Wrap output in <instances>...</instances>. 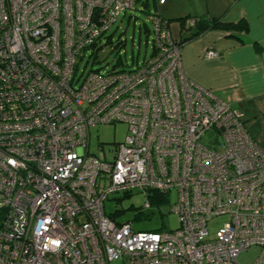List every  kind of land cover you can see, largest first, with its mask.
Segmentation results:
<instances>
[{
    "label": "built area",
    "instance_id": "2783aa9c",
    "mask_svg": "<svg viewBox=\"0 0 264 264\" xmlns=\"http://www.w3.org/2000/svg\"><path fill=\"white\" fill-rule=\"evenodd\" d=\"M165 1L154 0L146 60L78 73L135 0H0V264H237L252 246L264 264V147L186 78ZM119 122L125 140L91 152L90 127ZM209 130L212 149L200 143ZM172 190L169 231L104 211L117 193L139 191L147 206Z\"/></svg>",
    "mask_w": 264,
    "mask_h": 264
},
{
    "label": "crops",
    "instance_id": "0c3cea01",
    "mask_svg": "<svg viewBox=\"0 0 264 264\" xmlns=\"http://www.w3.org/2000/svg\"><path fill=\"white\" fill-rule=\"evenodd\" d=\"M158 10L177 41L193 30L180 28L177 18L207 15L223 23L246 22L247 31L212 29L183 40L180 66L189 81L238 110L247 131L264 147V0H166ZM208 51L217 55L205 57Z\"/></svg>",
    "mask_w": 264,
    "mask_h": 264
},
{
    "label": "rangeland",
    "instance_id": "374dc122",
    "mask_svg": "<svg viewBox=\"0 0 264 264\" xmlns=\"http://www.w3.org/2000/svg\"><path fill=\"white\" fill-rule=\"evenodd\" d=\"M148 6L143 10L140 2H134L131 9L125 11L123 16L107 30L106 36L110 42L105 44L102 51H98V63H91L85 59L78 64V73L81 70L87 72L90 69L103 65L116 66L117 69L131 68L146 60L151 52L152 29L150 14L156 10L153 0H147ZM172 23L176 21L171 20ZM128 133L125 123L100 124L89 129L90 151L96 152L98 146L121 143ZM217 135L214 130L205 132L200 143L212 149L216 146ZM148 205L144 206L145 196L134 191L129 194L117 193L104 201V211L111 215L117 222L131 221L132 228L140 231H169L177 226L176 218L171 211L172 204L176 201V192L159 197L158 193L150 192ZM227 220L224 216L212 218L207 228L209 235ZM257 246L249 247L241 251L237 256V264H252L259 253ZM111 264H117L113 262Z\"/></svg>",
    "mask_w": 264,
    "mask_h": 264
},
{
    "label": "trees",
    "instance_id": "16d2710c",
    "mask_svg": "<svg viewBox=\"0 0 264 264\" xmlns=\"http://www.w3.org/2000/svg\"><path fill=\"white\" fill-rule=\"evenodd\" d=\"M135 2H140V5H142V7L143 6L145 7V3L147 2V0H135ZM188 19L193 20V25L187 24ZM177 21L179 22L180 28L182 29H187L186 25L193 28L192 33L190 34L188 38H184L182 39V41H177L176 39H173L177 43L178 46H180L182 42H184L185 40L196 37L199 34L207 30H212V29H221V30H229V31H237V30L247 31L248 30L247 24L243 20H240L236 23H223L219 19L207 16V15H203L200 17H191V18L181 17V18H177ZM97 53L95 49V51L93 52V56L97 55ZM158 195L161 198L164 196L162 194H158Z\"/></svg>",
    "mask_w": 264,
    "mask_h": 264
}]
</instances>
